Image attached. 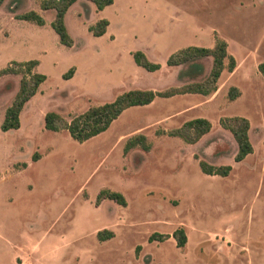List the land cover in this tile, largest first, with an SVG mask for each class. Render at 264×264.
Returning <instances> with one entry per match:
<instances>
[{
	"label": "rangeland",
	"instance_id": "obj_1",
	"mask_svg": "<svg viewBox=\"0 0 264 264\" xmlns=\"http://www.w3.org/2000/svg\"><path fill=\"white\" fill-rule=\"evenodd\" d=\"M87 5V8H86ZM37 11L43 25L15 18ZM54 10L37 0L0 5V70L10 61L36 59L46 79L25 103L20 126L0 128V264H264V0H114L97 11L78 0L65 14L72 45L51 27ZM108 20L93 36L88 27ZM227 43L235 67L224 69L208 94H177L125 109L104 132L82 143L65 129H45L43 116L65 120L125 90H164L188 82L167 56L189 45ZM160 64L149 72L132 53ZM205 73L211 65L202 59ZM72 68L73 73L64 74ZM20 75L0 74V124ZM239 94L229 99L230 87ZM249 122L253 151L235 161L237 144L220 119ZM204 117L210 130L192 144L158 131ZM143 134L148 151L126 140ZM36 156V157H34ZM203 160L228 164L226 176L203 173ZM101 189L120 192L121 206ZM182 228L186 241L172 236ZM113 236L99 240L97 231ZM168 235L149 240L153 234Z\"/></svg>",
	"mask_w": 264,
	"mask_h": 264
},
{
	"label": "trees",
	"instance_id": "obj_2",
	"mask_svg": "<svg viewBox=\"0 0 264 264\" xmlns=\"http://www.w3.org/2000/svg\"><path fill=\"white\" fill-rule=\"evenodd\" d=\"M78 0H37L39 8L42 10L53 9L54 18L51 21V27L58 36L59 42L66 46H71L73 41L65 26V14L72 4ZM91 2L95 10L100 11L106 6L111 5L114 0H87ZM4 0H0V5ZM87 8V5H86ZM15 18L26 20L37 25H43V17L35 10H28L23 13L15 14ZM108 26V20L101 18L88 27V31L93 36H101L105 33ZM209 58L211 65L208 73H205V67L202 59ZM132 59L137 66L146 71L153 72L160 68V64L151 61L141 50H135L132 53ZM38 61L30 59L26 61H10L0 70V74H18L20 75L18 88L10 104L5 108L3 120L0 128L3 131L17 129L20 126V113L25 103L38 91L40 84L46 79V75L37 71ZM165 64L168 66H181L178 72L179 78H186L188 82L179 87H169L164 90L133 88L125 90L115 96L111 101L97 105L89 106L85 111L65 120L55 111H47L43 116L44 127L50 131H60L65 129L69 136L82 143L94 136L107 130L113 120H115L125 109L132 106L148 105L155 98H168L177 94L193 93L208 95L217 89V81L224 69L231 72L235 67V59L227 51V43L223 38L215 36L213 45L210 47L189 45L171 52ZM257 69L264 78V61L258 63ZM73 73L70 68L65 78ZM239 91L236 87H230L228 91L229 99L238 96ZM220 124L229 130L237 144V150L234 154L235 161L243 160L253 151L252 144L248 136L249 122L242 116H230L220 119ZM211 123L204 117H195L185 121L180 127L169 131H158L159 134L166 133L170 136H177L188 144L195 143L202 135L210 130ZM140 146L148 151L151 144L143 134H136L129 137L123 147L126 152L129 149ZM36 157V156H34ZM200 170L209 175L226 176L231 170L228 164L212 165L203 160L198 162ZM109 199L113 202L125 206L124 196L117 191L101 189L96 196V203L101 200ZM96 236L99 240H106L113 236V232L108 229L97 231ZM177 246L185 244L186 236L182 228L176 229L172 233ZM168 235L153 234L149 240H162Z\"/></svg>",
	"mask_w": 264,
	"mask_h": 264
},
{
	"label": "crops",
	"instance_id": "obj_3",
	"mask_svg": "<svg viewBox=\"0 0 264 264\" xmlns=\"http://www.w3.org/2000/svg\"><path fill=\"white\" fill-rule=\"evenodd\" d=\"M16 249V251L14 252V256H13V259H14V264H21V263H17V259H16V254L18 253V249H19V247L18 248H15Z\"/></svg>",
	"mask_w": 264,
	"mask_h": 264
}]
</instances>
